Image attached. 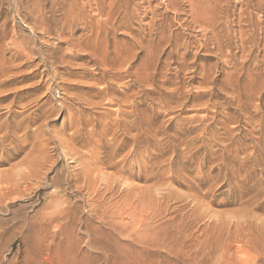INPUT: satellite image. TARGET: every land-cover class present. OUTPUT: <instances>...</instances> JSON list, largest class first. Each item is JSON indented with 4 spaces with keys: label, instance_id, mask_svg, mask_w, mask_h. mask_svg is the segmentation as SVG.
<instances>
[{
    "label": "rangeland",
    "instance_id": "1",
    "mask_svg": "<svg viewBox=\"0 0 264 264\" xmlns=\"http://www.w3.org/2000/svg\"><path fill=\"white\" fill-rule=\"evenodd\" d=\"M43 1L0 0V264H264V0Z\"/></svg>",
    "mask_w": 264,
    "mask_h": 264
},
{
    "label": "bare ground",
    "instance_id": "2",
    "mask_svg": "<svg viewBox=\"0 0 264 264\" xmlns=\"http://www.w3.org/2000/svg\"><path fill=\"white\" fill-rule=\"evenodd\" d=\"M66 1H67V0H66ZM69 1H70V0H69ZM69 1H67V2H69ZM71 1H72V0H71ZM41 2H44V1L41 0ZM35 3H36V1H35ZM39 3H40V2H39ZM37 4H38V3H37ZM41 4H42V3H41ZM44 4H45V3H44ZM54 4H57V3L55 2V3H53L52 5L54 6ZM61 4H62V3H61ZM63 4H65V2H64ZM38 5H40V4H38ZM52 5H51V6H52ZM58 5H59V3H58ZM66 5H67V4H66ZM42 6H43V5H42ZM51 6H50V7H51ZM60 6H61V5H60ZM62 6H64V5H62ZM35 7H37L36 4H35ZM35 7H33V9H34ZM39 7H40V6H39ZM39 7H38V8H39ZM72 7H73V6H72ZM55 8H56V7H55ZM73 8H74V7H73ZM40 9H41V8H40ZM44 9H45V8H44ZM57 9H58V8H57ZM63 9H64V8H63ZM23 10H24V9H23ZM31 10H32V9H31ZM31 10H30L29 12H31ZM45 10H46V9H45ZM50 10H51V9H50ZM55 10H56V9H55ZM58 10H59V9H58ZM66 10H68V9H66ZM21 11H22V10H21ZM34 11H35V10H34ZM34 11H33V12H34ZM68 11H69V10H68ZM68 11H67V12H68ZM72 11H73V10H72ZM74 11H75V10H74ZM77 11H78V10H77ZM37 12H39V11H37ZM37 12H36V13H37ZM42 12H43V11H42ZM45 12H46V11H45ZM47 12H48V11H47ZM50 12H51V11H50ZM65 12H66V11H65ZM70 12H71V11H70ZM75 12H76V11H75ZM79 12H80V11H79ZM79 12H78V13H79ZM39 13H40V12H39ZM72 13H74V12H72ZM76 13H77V12H76ZM30 14H32V13H30ZM50 14H51V13H50ZM64 14H65V13H64ZM68 14H69V12H68ZM47 15H48V14H47ZM47 15H45V16H47ZM69 15H70V14H69ZM72 15H73V14H72ZM74 15H75V14H74ZM41 16L43 17V15H41ZM52 16H54V15L52 14ZM52 16H51V17H52ZM32 17H34V15H32ZM37 17H38V16H37ZM62 17H63V16H62ZM67 17H68V15H67ZM73 17H74V16H73ZM75 17H76V16H75ZM39 18H40V16H39ZM53 18H54V17H53ZM71 18H72V16H71ZM79 18H80V17H79ZM40 19H42V18H40ZM69 19H70V18H69ZM69 19H68V20L66 19V20L69 21ZM80 19H81V18H80ZM37 20H38V19H37ZM49 20H50V19H49ZM72 20H73V19H72ZM74 20H78V19H74ZM74 20H73V21H74ZM40 21H43V20H40ZM54 21H56V20H54ZM73 21H72V23H73ZM79 21H80V20H78V22H79ZM43 22H44V21H43ZM46 22H47V21H46ZM49 22H50V21H49ZM75 22H76V21H75ZM80 22H81V21H80ZM41 23H42V22H41ZM69 23H70V22H69ZM97 23H98V22H97ZM104 23H106V22H104ZM43 24H44V23H43ZM64 24H65V22H64ZM64 24H63V25H64ZM66 24L68 25V23H66ZM74 24H75V23H74ZM74 24H73V25H74ZM79 24H80V23H79ZM44 26H45V25H44ZM70 26H71V25H70ZM75 26H76V24H75ZM48 27H49V26H48ZM61 28H62V27H61ZM63 28H64V27H63ZM67 28H68V27H67ZM72 28H73V27H72ZM64 29H65V28H64ZM64 29H63V32H65ZM68 29H69V28H68ZM73 29H74V28H73ZM66 30H67V29H66ZM70 31H71V30H70ZM60 32H61V31H60ZM68 32H69V31H68ZM71 32H72V31H71ZM71 32H70V34H71ZM206 32H207V31H206ZM72 34H73V33H72ZM59 35H60V34H59ZM59 35H58V36H59ZM62 35H63V34H62ZM62 35H61V36H62ZM79 37H80V36H79ZM2 38H3V37H2ZM3 39H4V38H3ZM14 43H15V42H14ZM74 43H75V42H74ZM15 45H16V44H15ZM17 46H18V45H17ZM19 46H20V45H19ZM19 46H18V47H19ZM75 46H76V45H75ZM15 47H16V46H15ZM16 49H17V47H16ZM17 50H18V49H17ZM20 50H21V49H20ZM25 50H26V49H25ZM79 50H80V49H79ZM14 51H15V50H14ZM16 52H17V51H16ZM22 52H23V51H22ZM18 53H19V52H18ZM23 53H24V52H23ZM15 54H16V53H15ZM16 55H17V54H16ZM18 55H19V54H18ZM22 55H23V54H22ZM77 56H78V55H77ZM20 57H21V56H20ZM28 57H29V56H28ZM16 58H17V57H16ZM21 59H23V58H21ZM28 60H29V59H28ZM0 63H1V62H0ZM0 65H2V64H0ZM149 94H150V93H149ZM96 177H97V176H96ZM99 178H100V177H99ZM5 188H6V187H5ZM10 191H11V190H10ZM1 192H2V191H1ZM50 218H51V217H50ZM138 230H139V229H138ZM136 232H137V231H136Z\"/></svg>",
    "mask_w": 264,
    "mask_h": 264
}]
</instances>
